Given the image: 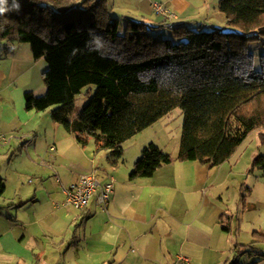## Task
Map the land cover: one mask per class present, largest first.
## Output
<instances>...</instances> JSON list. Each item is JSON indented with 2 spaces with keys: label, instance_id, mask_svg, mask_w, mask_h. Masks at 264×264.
<instances>
[{
  "label": "trees",
  "instance_id": "trees-1",
  "mask_svg": "<svg viewBox=\"0 0 264 264\" xmlns=\"http://www.w3.org/2000/svg\"><path fill=\"white\" fill-rule=\"evenodd\" d=\"M0 8V54L27 42L36 60L48 62L47 91H27L26 108L51 109L80 144L94 139L97 149H109L113 163L122 159L126 141L176 108L184 114L181 161L217 167L264 129V54L257 68L249 50L250 43L264 46V0H220L227 25L236 30L184 23L173 27L179 42L160 36L164 21L130 19L122 29L106 0H4ZM85 89L88 100L73 118ZM260 137L264 143V132ZM173 159L148 143L130 179L152 177ZM255 169L264 175V153L254 157ZM255 235L237 247L264 242V234ZM237 256L228 264H241Z\"/></svg>",
  "mask_w": 264,
  "mask_h": 264
},
{
  "label": "crops",
  "instance_id": "crops-1",
  "mask_svg": "<svg viewBox=\"0 0 264 264\" xmlns=\"http://www.w3.org/2000/svg\"><path fill=\"white\" fill-rule=\"evenodd\" d=\"M154 1L175 11L172 18L180 19L177 22L187 20L179 13L188 0L177 1L175 8L170 4L174 0H152V9L164 21ZM28 47L17 43L0 54V133L13 136L0 143V264H176L179 255L186 258L184 264H228L236 254L243 261L239 256L244 253L245 264L264 260L262 243L237 247L250 244L240 240L247 210L251 216L259 212V220L250 221L252 240L255 233L264 234V189L256 192L257 185L264 188V175L259 169L251 171L261 151L239 152V147L228 161L211 167L181 161L180 146L173 154L141 136L130 161L123 155L113 163L109 149H97L94 139L80 144L52 118L51 109L1 108L6 100H14L15 90L26 105L25 93L32 90L29 85L20 88L25 60L20 53L28 60ZM151 142L169 152L173 161L152 177L131 180L135 162ZM90 174L102 183L114 178L107 210L99 206L97 194L82 210L65 203L63 187Z\"/></svg>",
  "mask_w": 264,
  "mask_h": 264
},
{
  "label": "rangeland",
  "instance_id": "rangeland-1",
  "mask_svg": "<svg viewBox=\"0 0 264 264\" xmlns=\"http://www.w3.org/2000/svg\"><path fill=\"white\" fill-rule=\"evenodd\" d=\"M177 1L186 2V0H174V3L170 2L171 7L175 8L174 6L177 5ZM188 1H189V5L186 7L185 11L181 12V14L179 13V17L180 15H182L181 17H184V18L187 17V20H186L187 22L185 21L184 23L187 24L192 29L201 28V29L209 30L214 27H220L223 30H236L235 27L227 25L226 23L227 18L225 14L221 12V10L219 9L220 0H188ZM106 2L108 4L109 15L113 17H118L121 20L122 29H124L127 20H130V19L134 21L150 22L154 25H158L160 24V22H162L160 21L161 19L157 17L155 11L152 9V4H151L152 0H106ZM166 6H168V4H166ZM168 11L169 10H167V12ZM157 13L166 18L164 22L167 25L160 31V36L163 38H169L170 40L174 42H179L180 38L175 36L173 32V27H177L184 23L182 21L180 23L177 22L180 19L176 20L177 18L176 19L172 18L176 12L172 10L171 12L169 11L167 15H164L158 11ZM170 18L174 19V21ZM20 45L30 46V44L27 42L18 43V46ZM249 50L250 52L255 54L256 67L260 68V65H261L260 59H261V55L264 54V46L261 43H250ZM20 54H23V57L25 59L24 64L22 66L23 71L20 72L21 74L20 88L22 89L23 86L29 85L30 87L29 90H32L33 92H35L36 95L45 94L47 91V85H46L43 73L48 68L47 60L45 58H42V59H39V61H36V59L33 56L32 51H31V57L28 58V60H26L27 58L23 52ZM1 58L2 57L0 56V59ZM17 70H21V69H17ZM40 89H42L43 91L41 92ZM13 95H14V100L13 101L11 100L12 102L6 100L1 108L5 110H9V109L14 110L16 106V109L19 111L22 109V107L26 108L25 103H23L24 97L21 95V92L19 90H15ZM21 99L23 100L22 103H21ZM87 100H88V94H87V89H85L76 98L75 109H74L75 115H78L81 112ZM7 103H9L10 105H7ZM48 114L50 115V113ZM183 122H184V114H183L182 109L180 108L174 109L169 114L161 118L160 121L156 125L148 128L143 133H140L136 137V139H129L128 141H126L123 144L124 150H126V154H124V158H127L128 161H130V157H132L131 155H133L132 150H134V145L136 141L139 138H141V136L142 137L145 136L146 138L145 141H148L149 139H150L149 141H152V140L158 141L161 145H165V149H167V151L175 154L178 151L177 150L178 147L180 146V139H181V134L183 130ZM24 132L25 130L22 133ZM260 132H264V129H261V130L258 129L252 132L247 137V139L243 142L244 144L243 143L241 144L240 148L242 149L239 152H243L244 150H247V151L257 150V151H261L262 153H264V143L261 140ZM0 136L2 138V140H0V143H4L5 141L8 142L9 138L13 137V136L5 135L2 133H0ZM23 136L25 137V134ZM31 139L32 138L30 137L29 141H31ZM26 141L27 139L24 142ZM246 155H247L246 152L243 153V158ZM26 180H28V178H26ZM261 182H264V181H261ZM260 189L262 191V189L264 188L261 187V185H257L256 192L259 193ZM250 212H252V210L245 211L242 217L244 224L242 227V237L240 240L247 242L246 244L251 243L253 241L251 238L252 237L251 234L253 233L251 232L253 231V224L250 221L257 220V219L259 220V218L257 217L259 212L254 213L253 216H251L253 213H250ZM262 214L264 213L262 212ZM259 247L263 249L264 242ZM250 254H254V253H250ZM240 255L241 256L239 257L243 258V261H241L240 263L245 264L244 259L248 257V254L244 253ZM260 264H264V260Z\"/></svg>",
  "mask_w": 264,
  "mask_h": 264
},
{
  "label": "built area",
  "instance_id": "built-area-1",
  "mask_svg": "<svg viewBox=\"0 0 264 264\" xmlns=\"http://www.w3.org/2000/svg\"><path fill=\"white\" fill-rule=\"evenodd\" d=\"M156 10L164 15H167V10L163 8L159 2L154 1ZM0 140H2L0 136ZM56 147L51 146V151H55ZM60 181V178L57 177ZM66 194L65 203L72 205L76 209H84L88 206L91 197L97 194L99 206L103 210L108 209L111 197L114 193V178L102 183L99 177L95 174L82 176L79 180L72 182L69 186L63 187ZM187 260L184 256L177 257L176 264H184Z\"/></svg>",
  "mask_w": 264,
  "mask_h": 264
},
{
  "label": "clouds",
  "instance_id": "clouds-1",
  "mask_svg": "<svg viewBox=\"0 0 264 264\" xmlns=\"http://www.w3.org/2000/svg\"><path fill=\"white\" fill-rule=\"evenodd\" d=\"M3 2H4V0H0V3H3ZM2 11H4V9L0 8V12H2Z\"/></svg>",
  "mask_w": 264,
  "mask_h": 264
}]
</instances>
